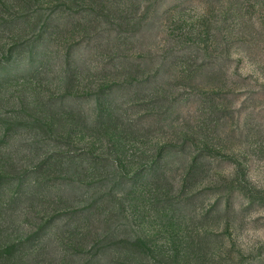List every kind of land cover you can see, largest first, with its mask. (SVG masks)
I'll return each instance as SVG.
<instances>
[{
    "label": "rangeland",
    "instance_id": "1",
    "mask_svg": "<svg viewBox=\"0 0 264 264\" xmlns=\"http://www.w3.org/2000/svg\"><path fill=\"white\" fill-rule=\"evenodd\" d=\"M0 264H264V0H0Z\"/></svg>",
    "mask_w": 264,
    "mask_h": 264
}]
</instances>
